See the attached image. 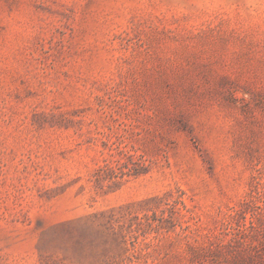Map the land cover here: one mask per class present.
I'll use <instances>...</instances> for the list:
<instances>
[{
	"label": "rangeland",
	"instance_id": "374dc122",
	"mask_svg": "<svg viewBox=\"0 0 264 264\" xmlns=\"http://www.w3.org/2000/svg\"><path fill=\"white\" fill-rule=\"evenodd\" d=\"M0 264H264V0H0Z\"/></svg>",
	"mask_w": 264,
	"mask_h": 264
}]
</instances>
